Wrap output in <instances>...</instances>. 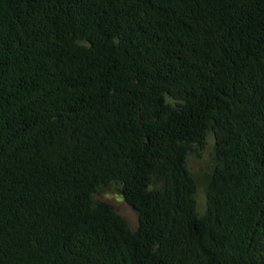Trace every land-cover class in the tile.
<instances>
[{
    "label": "trees",
    "instance_id": "trees-1",
    "mask_svg": "<svg viewBox=\"0 0 264 264\" xmlns=\"http://www.w3.org/2000/svg\"><path fill=\"white\" fill-rule=\"evenodd\" d=\"M0 264H264V0H0Z\"/></svg>",
    "mask_w": 264,
    "mask_h": 264
},
{
    "label": "rangeland",
    "instance_id": "rangeland-1",
    "mask_svg": "<svg viewBox=\"0 0 264 264\" xmlns=\"http://www.w3.org/2000/svg\"><path fill=\"white\" fill-rule=\"evenodd\" d=\"M215 139L213 135L208 136L206 145L192 152L188 158V167L197 180L198 190L196 193L198 210L204 214L208 208L207 184L216 164ZM96 198L109 202L114 209L125 217L132 229L139 226L138 212L125 200L117 185L107 187L102 192L96 194Z\"/></svg>",
    "mask_w": 264,
    "mask_h": 264
}]
</instances>
